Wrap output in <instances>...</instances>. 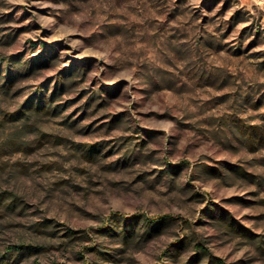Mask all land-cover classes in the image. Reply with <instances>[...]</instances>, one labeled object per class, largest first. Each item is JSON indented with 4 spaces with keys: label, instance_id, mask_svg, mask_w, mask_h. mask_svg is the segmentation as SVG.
Here are the masks:
<instances>
[{
    "label": "rangeland",
    "instance_id": "1",
    "mask_svg": "<svg viewBox=\"0 0 264 264\" xmlns=\"http://www.w3.org/2000/svg\"><path fill=\"white\" fill-rule=\"evenodd\" d=\"M0 264H264V2L0 0Z\"/></svg>",
    "mask_w": 264,
    "mask_h": 264
},
{
    "label": "trees",
    "instance_id": "2",
    "mask_svg": "<svg viewBox=\"0 0 264 264\" xmlns=\"http://www.w3.org/2000/svg\"><path fill=\"white\" fill-rule=\"evenodd\" d=\"M168 219V217H162V218H160V220H167Z\"/></svg>",
    "mask_w": 264,
    "mask_h": 264
},
{
    "label": "built area",
    "instance_id": "3",
    "mask_svg": "<svg viewBox=\"0 0 264 264\" xmlns=\"http://www.w3.org/2000/svg\"><path fill=\"white\" fill-rule=\"evenodd\" d=\"M260 2H264V0H259Z\"/></svg>",
    "mask_w": 264,
    "mask_h": 264
}]
</instances>
